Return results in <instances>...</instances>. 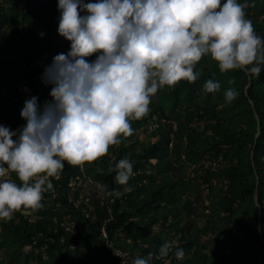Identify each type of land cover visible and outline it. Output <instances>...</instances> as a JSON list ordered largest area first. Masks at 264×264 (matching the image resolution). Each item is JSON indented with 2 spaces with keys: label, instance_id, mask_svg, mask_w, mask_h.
<instances>
[{
  "label": "trees",
  "instance_id": "1",
  "mask_svg": "<svg viewBox=\"0 0 264 264\" xmlns=\"http://www.w3.org/2000/svg\"><path fill=\"white\" fill-rule=\"evenodd\" d=\"M59 13L58 0H0V125L11 131L26 124V100L36 96L41 107L51 101L52 86L41 79L44 69L70 51L58 33ZM245 13L264 40V0H250ZM194 72V83L158 89L147 114L130 120L133 134L106 155L83 170L65 162L59 178H49L53 190L43 193L41 208H21L0 220V254L10 259L0 264H121L117 251L127 254L128 264L150 253V264H216L209 252L229 264L212 246L230 239L231 246H240L231 264H264V68L250 80L243 69L221 72L209 55ZM210 79L220 83L219 91H205ZM229 88L239 95L226 103ZM164 93L171 109L159 99ZM147 127L150 133L140 141ZM124 158L134 175L119 185L114 169ZM206 158L217 162L215 170L200 167ZM187 166L195 167L196 180L209 189L203 230L195 227L201 213L190 200L194 179L184 173ZM7 178L22 183L15 173ZM112 190L120 195H106ZM205 235H211L206 245ZM165 241L174 242L173 252L159 258ZM175 248L184 249L183 260L175 259ZM90 250L94 254L85 258Z\"/></svg>",
  "mask_w": 264,
  "mask_h": 264
},
{
  "label": "clouds",
  "instance_id": "2",
  "mask_svg": "<svg viewBox=\"0 0 264 264\" xmlns=\"http://www.w3.org/2000/svg\"><path fill=\"white\" fill-rule=\"evenodd\" d=\"M248 7L250 0H58V33L70 51L44 69L51 101L41 107L36 96L26 100V124L18 132L0 125V220L21 208H41L43 193L53 190L49 178H59L65 162L83 170L131 136L130 120L147 114L158 89L198 79L194 68L202 57L210 55L221 72L243 69L250 80L258 78L264 40L245 18ZM97 53L95 60L86 59ZM220 87L211 79L204 85L207 93ZM238 95L227 89L226 103ZM114 171L119 185L134 175L128 158ZM11 173L21 185L7 178ZM173 249L174 242L165 241L159 258ZM174 257L183 260L184 249L175 248ZM152 258L150 253L133 264H150Z\"/></svg>",
  "mask_w": 264,
  "mask_h": 264
},
{
  "label": "rangeland",
  "instance_id": "3",
  "mask_svg": "<svg viewBox=\"0 0 264 264\" xmlns=\"http://www.w3.org/2000/svg\"><path fill=\"white\" fill-rule=\"evenodd\" d=\"M159 99L164 100L163 103L168 109H171L170 106L174 107L173 104L169 103L170 99L165 100L166 99L165 93H164V95L160 96ZM149 131H150V127H147L145 130L140 131V133L138 134L140 141L146 140V136L150 133ZM206 159L210 160V158H206ZM206 159H204L203 161H205ZM203 161L200 163V165L203 163ZM193 168L195 169V167L187 166L184 173L186 175H189L191 177V179H194L193 182L191 183L192 187H191L190 192H192V193L190 194V200L198 208L199 213H201V214H199V218L197 220H195V227L203 230V229H205L206 224H207L206 219L208 218V215L210 214V210H207V209L205 210V207H207V205H209V203H210V201L208 200L209 189L205 184L196 180V175L193 171ZM218 184H219V186H221L224 183L221 181V182H218ZM88 191H90V193L93 195L95 193V191H93L92 189H90ZM210 236L209 235L203 236L201 238V242H203L204 245H206ZM212 238H213V236H212ZM231 243L232 242L230 239L229 241H227L225 243V246L220 245L218 242H216L212 246V249L216 250L222 256V258L225 259L226 263H229V264L233 263L240 254L239 244H237V245L234 244V246H231ZM233 247H235V248H233ZM209 251H211V250H209ZM209 251H207V252H209ZM92 254H94V251L93 252L91 250L87 251L84 253V257L87 258V257L91 256ZM209 254L211 256V259H214L216 261L215 262L216 264H221L220 261L217 258H215V256H213L211 254V252H209ZM3 259H6L7 262L10 261V259L8 257H6L4 254H0V261Z\"/></svg>",
  "mask_w": 264,
  "mask_h": 264
},
{
  "label": "built area",
  "instance_id": "4",
  "mask_svg": "<svg viewBox=\"0 0 264 264\" xmlns=\"http://www.w3.org/2000/svg\"><path fill=\"white\" fill-rule=\"evenodd\" d=\"M60 15V13H59ZM207 160V161H206ZM205 161H203V163L200 165V167H202L205 170H215L217 167V162L214 159H206ZM209 160V161H208ZM55 180H57L58 178L53 177ZM115 256L117 257V259H119V261L121 262V264H128L129 263V257L127 256L126 253H123L121 251H117L115 253Z\"/></svg>",
  "mask_w": 264,
  "mask_h": 264
},
{
  "label": "water",
  "instance_id": "5",
  "mask_svg": "<svg viewBox=\"0 0 264 264\" xmlns=\"http://www.w3.org/2000/svg\"><path fill=\"white\" fill-rule=\"evenodd\" d=\"M256 116H257V114H256ZM255 200H256V203H257L258 208L260 209V206H259V204H258V194H257V191H256Z\"/></svg>",
  "mask_w": 264,
  "mask_h": 264
}]
</instances>
